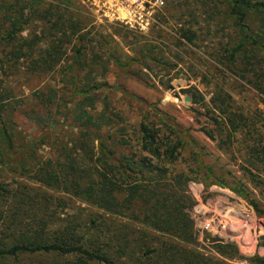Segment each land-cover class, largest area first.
<instances>
[{
	"label": "rangeland",
	"instance_id": "obj_1",
	"mask_svg": "<svg viewBox=\"0 0 264 264\" xmlns=\"http://www.w3.org/2000/svg\"><path fill=\"white\" fill-rule=\"evenodd\" d=\"M161 1L155 23L140 31L96 22L83 0H20L13 12L21 28L16 43L30 41L36 44L35 51L58 55L59 63L49 67L47 73L64 74L68 81L73 74L79 73L82 78L91 70L90 84L102 85L94 94L95 109H103L105 103L107 111L119 114L133 126L150 117L180 131L186 151L176 167L189 165L205 174L194 180L185 178L181 183L195 202L188 215L197 232L196 245L182 248L196 249L224 264H251L253 257L264 256V217L258 216L247 201L253 200L264 213V177L257 179L246 171L255 175L262 166L250 148L264 144V127L260 126L264 122V97L232 68L213 60L218 56L222 62V55L236 41L233 21L222 0ZM3 20L0 15L2 37L9 30ZM181 30L193 35L192 43L179 38ZM0 49L6 53L9 47L3 43ZM21 49L22 46L20 52ZM14 63L15 69L8 72L16 75L8 77V87L13 88L14 100L19 104L16 108H23L22 104L32 101V92L49 77L26 78L25 74L35 67L22 59ZM213 91L230 97V107L240 114V122L247 128H258L261 136L255 143L236 135L222 137L219 147L216 139L211 141L200 132V124L208 121L204 107L210 106ZM191 96L196 98L195 103L190 101ZM11 116L12 130L17 133V153L2 152L0 248L11 244L16 234L39 219L45 221L46 235L52 238L68 223L75 224L77 230L78 225L88 226L92 218L105 217L79 195L91 185L93 177L85 179L81 186L72 183L48 187L38 182L37 167L33 168L31 157L21 152L25 143L37 139L40 130L16 110ZM62 128L59 136L68 131ZM48 153L47 147H36L35 162H43ZM7 217L13 218L8 220L10 224ZM115 222L123 224L132 235L143 230L151 238L152 243L143 252L158 248L162 242L164 247L178 242L130 218H116ZM206 224L209 226L205 230ZM217 239L233 244L236 255L227 259L215 254L211 245ZM64 260L54 255L22 253L0 257V264H62Z\"/></svg>",
	"mask_w": 264,
	"mask_h": 264
},
{
	"label": "trees",
	"instance_id": "obj_2",
	"mask_svg": "<svg viewBox=\"0 0 264 264\" xmlns=\"http://www.w3.org/2000/svg\"><path fill=\"white\" fill-rule=\"evenodd\" d=\"M222 1L233 21L236 41L222 55V62L218 56L213 60L232 68L241 80L264 97V0ZM19 2L0 0V15L9 28L4 37L0 36V47L3 43L9 47L6 53L0 49V138L3 136L0 164L2 152L17 153V133L11 124V115L16 110L40 130L37 139L25 143L21 152L31 157L33 168L37 167L38 182L48 187L72 183L81 186L85 179L93 177L91 185L79 195L105 217L92 218L88 226L78 225L77 230L75 224L68 223L52 238L46 235L45 221L39 219L16 234L11 244H3L0 257L39 253L66 258L62 264H224L196 249L182 248L187 244L196 245L197 232L188 215L195 202L181 183L185 178L194 180L205 174L189 165L176 167L182 161L178 158L186 151L180 131L150 117L133 126L119 114L107 111L105 103L103 109H95L94 94L102 85L90 84L91 70L82 78L79 73L71 75L70 81L64 74L47 73L49 67L59 63L58 55L50 56L46 50L35 51L36 44L30 41L16 43L21 28L13 12ZM179 38L190 44L193 35L181 30ZM31 54H34L32 58ZM19 59L35 67L25 74L26 78L49 77L32 92V101L22 104L23 108H16L19 104L14 100L13 88L8 87V77L16 75L8 71L15 69L14 61ZM190 101L195 103L196 98L191 96ZM209 101L210 106L204 107L208 121L200 124V132L211 141L216 139L217 146L223 143L222 137L243 136L255 143L261 136L257 127L247 128L240 122L241 116L230 107L227 94L213 91ZM260 126L264 127V122ZM62 127L68 131L59 136ZM42 145L49 149L48 157L37 164L34 150ZM251 148L262 166L255 170V175L246 171L259 179L264 177V144ZM247 201L258 216L264 217L253 200ZM116 218H130L178 242L166 247L162 242L158 248L143 252L152 243L151 238L143 230L132 235L123 224L115 222ZM8 220L11 222L13 218L7 217ZM211 247L222 258L236 255L231 243L217 239ZM252 261L251 264H264V256H255Z\"/></svg>",
	"mask_w": 264,
	"mask_h": 264
},
{
	"label": "built area",
	"instance_id": "obj_3",
	"mask_svg": "<svg viewBox=\"0 0 264 264\" xmlns=\"http://www.w3.org/2000/svg\"><path fill=\"white\" fill-rule=\"evenodd\" d=\"M94 20L100 24H121L144 31L155 23L161 0H83ZM206 224L204 229L208 227Z\"/></svg>",
	"mask_w": 264,
	"mask_h": 264
},
{
	"label": "water",
	"instance_id": "obj_4",
	"mask_svg": "<svg viewBox=\"0 0 264 264\" xmlns=\"http://www.w3.org/2000/svg\"><path fill=\"white\" fill-rule=\"evenodd\" d=\"M183 101H188V98H184Z\"/></svg>",
	"mask_w": 264,
	"mask_h": 264
}]
</instances>
